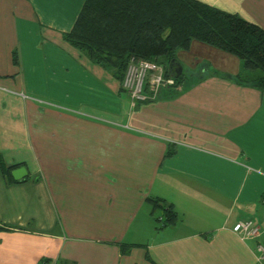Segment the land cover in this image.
Returning a JSON list of instances; mask_svg holds the SVG:
<instances>
[{
    "label": "crops",
    "instance_id": "1",
    "mask_svg": "<svg viewBox=\"0 0 264 264\" xmlns=\"http://www.w3.org/2000/svg\"><path fill=\"white\" fill-rule=\"evenodd\" d=\"M84 1L0 0V154L27 169L13 182L0 168V264H255L264 91L192 40L175 84L133 104L63 38ZM200 1L264 29V0ZM154 200L174 224L159 227ZM245 219L259 236L233 231Z\"/></svg>",
    "mask_w": 264,
    "mask_h": 264
},
{
    "label": "trees",
    "instance_id": "2",
    "mask_svg": "<svg viewBox=\"0 0 264 264\" xmlns=\"http://www.w3.org/2000/svg\"><path fill=\"white\" fill-rule=\"evenodd\" d=\"M63 38L92 62L112 69L121 82L131 56L155 61L169 75L168 64L176 53L199 40L236 55L241 63L237 79L264 91V29L200 0H85ZM13 61L17 63L15 53ZM18 165H6L0 154V168L8 181H19L11 175ZM153 203L161 209L156 216L159 227L177 221L171 204ZM4 229L0 226V231Z\"/></svg>",
    "mask_w": 264,
    "mask_h": 264
},
{
    "label": "built area",
    "instance_id": "3",
    "mask_svg": "<svg viewBox=\"0 0 264 264\" xmlns=\"http://www.w3.org/2000/svg\"><path fill=\"white\" fill-rule=\"evenodd\" d=\"M174 84L175 78L166 75L161 64L134 56L129 58L122 80V87L133 104L152 100L156 98L161 88ZM233 231L242 238H254L260 234L259 226L251 219L238 221L233 226ZM256 248L258 254L255 264H264V244L258 243Z\"/></svg>",
    "mask_w": 264,
    "mask_h": 264
},
{
    "label": "water",
    "instance_id": "4",
    "mask_svg": "<svg viewBox=\"0 0 264 264\" xmlns=\"http://www.w3.org/2000/svg\"><path fill=\"white\" fill-rule=\"evenodd\" d=\"M177 64L176 58L172 59L168 64V70L170 73L171 69L175 70V65ZM179 66V64H177ZM172 76V75H171ZM177 77V76H175ZM11 175L13 179L18 180L24 178L27 175V169L25 166H19L11 170Z\"/></svg>",
    "mask_w": 264,
    "mask_h": 264
},
{
    "label": "rangeland",
    "instance_id": "5",
    "mask_svg": "<svg viewBox=\"0 0 264 264\" xmlns=\"http://www.w3.org/2000/svg\"><path fill=\"white\" fill-rule=\"evenodd\" d=\"M159 213H160V210H157V211H156V214H159Z\"/></svg>",
    "mask_w": 264,
    "mask_h": 264
}]
</instances>
